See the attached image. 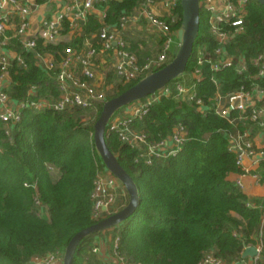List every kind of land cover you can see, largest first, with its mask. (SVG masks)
Here are the masks:
<instances>
[{
  "label": "trees",
  "instance_id": "1",
  "mask_svg": "<svg viewBox=\"0 0 264 264\" xmlns=\"http://www.w3.org/2000/svg\"><path fill=\"white\" fill-rule=\"evenodd\" d=\"M144 2L93 0L103 16L91 10L74 27L64 19L61 34L71 31L67 42L43 44L38 40L34 50L25 51L17 39H11L10 46L25 60V66L13 61L9 67L6 92L10 99L57 98V68H41L37 54L53 53L58 61L67 46L80 48L85 39L99 46L97 35L102 26L119 27ZM173 11L177 20L171 29L176 31L182 16L180 3ZM226 28L230 39L225 51L233 64L214 72L209 60L217 58V43L209 31L208 14L200 8L199 32L183 75L166 85L171 89L169 95L152 101L141 117L129 122L131 129L144 134L145 142L131 146L106 126V143L134 179L139 204L120 224L81 239L71 264H100L91 250L106 234L113 254L126 264H197L207 253L228 264L241 257L246 245H255L257 238L262 244L258 261L264 264V196L247 195L230 178L242 172L227 135L235 127L211 110L196 111L192 101L173 89L176 82L194 83L195 97L209 101L217 91L225 94L242 85L249 87L251 79L264 88V76L254 79L257 57L264 51V5L247 0L242 29ZM200 50L204 56L198 63ZM171 58L170 54L167 62ZM241 59L247 69L239 73L236 62ZM195 70L201 73V80L192 76ZM145 75L122 83L108 72L105 83L112 86L101 87L105 98L118 95ZM30 86L36 90L28 96ZM102 103L73 105L61 111L26 106L20 108L14 123L7 125L0 118V264H28L33 256L63 250L77 231L126 205L127 192L125 198L117 197L110 212L95 216L94 181L109 172L93 140V125ZM258 105L264 107V98ZM180 126L185 140L177 152L147 156L150 145L167 140ZM254 172L264 180V161ZM36 201L45 215L38 213Z\"/></svg>",
  "mask_w": 264,
  "mask_h": 264
},
{
  "label": "built area",
  "instance_id": "2",
  "mask_svg": "<svg viewBox=\"0 0 264 264\" xmlns=\"http://www.w3.org/2000/svg\"><path fill=\"white\" fill-rule=\"evenodd\" d=\"M144 1L141 4L142 13L163 40L161 50L156 56L140 61L137 55L128 49L127 42L119 36L118 27L104 25L97 35L99 46H96L91 39H85L80 48L67 46L58 61L53 53L37 54V64L41 68L48 71L57 68L55 75L59 89L57 98L40 97L24 100V102H14L6 92L9 67L13 61H16L18 65L25 66V60L10 46V40L17 39L25 51L34 50L38 40H41L43 44H58L61 42L63 20H69L70 27H74L76 22L84 20L93 8V0H61L57 9L48 14L39 12V16L35 20H32L31 16L37 13L42 2L38 3L36 0H0V118L5 120L8 125L19 119L20 108L26 106L34 110L49 107L61 111L73 105L88 107L94 103L103 102L106 100L105 90L96 84V59L100 55L107 58L112 57L111 66L115 76L122 83H128L167 63L168 56L170 54L173 56L176 52L175 50L172 53L171 46L177 40V30H172L171 25L177 20V15L173 9L180 0H158L167 11V14L163 16L144 8L153 0ZM246 3L247 0H200V8L208 14L209 31L217 43L214 50L217 58L213 61L209 60L211 70L214 72L233 64L232 58L225 51V45L230 39V31L226 27L233 26L235 32L242 29ZM203 53L201 50L198 52V63L202 62ZM256 61L259 68L254 79L264 76V51L258 55ZM236 66L239 73L247 69L243 59L236 62ZM192 76L196 80L202 78L199 70H195ZM211 79L216 83L213 77ZM173 89L177 95L186 96L189 101H192L196 111L204 113L211 110L235 127L233 132H227L229 147L235 152L237 163L242 169V172L233 179L235 184L244 191V176L250 175L258 180L260 177L252 170V166H259V163L264 161V107L258 105L259 101L264 98V88L251 79L249 87L242 85L239 89L225 94L217 91L209 101L195 97L194 83L186 86L181 82H176ZM35 90L36 86H30L27 95H32ZM170 91L171 89L165 86L157 91L159 93H155L154 98L149 96L144 101L137 100L126 105L121 113L112 115L107 125L111 130L118 133L123 142L131 146L145 142L144 134L136 133L131 129L129 122L141 117L152 101H156L161 95H169ZM236 100L238 103L234 105ZM232 111L236 112L233 116H231ZM238 123H241L242 126L238 127ZM184 140L185 133L182 127H177L167 140L150 145L147 149V156L174 154L179 150ZM245 159L250 160V165H245ZM116 185L117 179L110 172L100 174L95 179L92 193L95 216L101 211L110 212L112 210L118 197ZM36 204L38 205V213L45 215L42 204L39 201H36ZM116 242L117 238L114 239V247ZM247 246L250 244L244 248ZM253 246L260 253L262 246L260 238H257V243ZM97 250L98 248L95 246L91 252L95 253ZM63 251L64 249H57L43 256H33L28 264H62ZM116 258L118 264H126L122 259ZM258 258L259 254L245 258L241 254L240 258L228 264H259ZM197 264L226 263L213 253H207Z\"/></svg>",
  "mask_w": 264,
  "mask_h": 264
},
{
  "label": "water",
  "instance_id": "3",
  "mask_svg": "<svg viewBox=\"0 0 264 264\" xmlns=\"http://www.w3.org/2000/svg\"><path fill=\"white\" fill-rule=\"evenodd\" d=\"M256 1L264 5V0ZM179 3L182 16L176 33L178 47L171 60L162 67L141 77L135 84L129 86L118 95L104 100L99 116L93 125L95 150L106 169L124 186L128 195V201L118 211L77 231L64 248L62 264H71L74 252L81 239L120 224L135 211L139 204L137 185L131 175L119 163L116 155L108 147L105 139V130L109 119L121 107L147 96L154 98L156 91L165 87L171 80L183 75L199 32L200 0H180ZM237 103L238 100L234 102V105ZM258 254L256 247L250 245L244 248L242 257H253Z\"/></svg>",
  "mask_w": 264,
  "mask_h": 264
},
{
  "label": "crops",
  "instance_id": "4",
  "mask_svg": "<svg viewBox=\"0 0 264 264\" xmlns=\"http://www.w3.org/2000/svg\"><path fill=\"white\" fill-rule=\"evenodd\" d=\"M61 0H48L42 2L40 4L37 13L32 15V20H35L39 16V12H44L46 14L53 12V10L57 9V6ZM63 4V2H62ZM147 10H151L153 13L157 15H166L167 11L162 7V5L158 2V0H153L151 3H148L144 6ZM98 13V15L102 16V10L94 7L91 9ZM90 10V11H91ZM119 36H121L128 44V49L135 53L140 61L148 57L156 56L159 51L161 50L162 44V37L160 34L152 28L149 24L148 19L142 13L141 5L138 6L134 12L124 18L122 25L118 27ZM66 35V40L71 39V31L68 32ZM62 37V39H64ZM84 44V43H83ZM177 48V40L172 43L171 50L172 53ZM112 57H105L100 55L96 59L97 65V80L96 84L99 87H105L106 89L111 88L112 84L105 83L107 78L108 72H113L112 64ZM245 165H250V160L245 159ZM258 166H252V170L256 171ZM237 174H232L230 178L233 180ZM243 181L245 184L244 192L247 195L252 196H264V180L258 179L255 180L250 175H246L243 177ZM120 184L117 183V194L122 198H125L126 191L124 188L119 186ZM98 250L92 255L99 260L100 264H118V259L114 256L112 252V247L110 243V235L100 236L98 238Z\"/></svg>",
  "mask_w": 264,
  "mask_h": 264
},
{
  "label": "rangeland",
  "instance_id": "5",
  "mask_svg": "<svg viewBox=\"0 0 264 264\" xmlns=\"http://www.w3.org/2000/svg\"><path fill=\"white\" fill-rule=\"evenodd\" d=\"M65 33H63L60 37V40H61V42H67V41H69V40H66V35H64ZM65 36V38L64 39H62V37H64ZM117 183L118 184H120L119 186L121 187L122 185H121V183L117 180ZM106 236H108V234H106Z\"/></svg>",
  "mask_w": 264,
  "mask_h": 264
}]
</instances>
